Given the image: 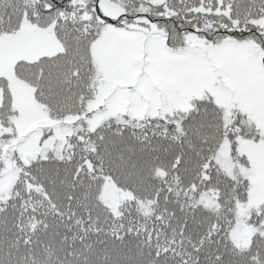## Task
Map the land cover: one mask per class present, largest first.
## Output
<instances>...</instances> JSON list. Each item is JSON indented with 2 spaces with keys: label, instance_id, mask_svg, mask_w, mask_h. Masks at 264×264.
<instances>
[{
  "label": "snow or ice",
  "instance_id": "snow-or-ice-1",
  "mask_svg": "<svg viewBox=\"0 0 264 264\" xmlns=\"http://www.w3.org/2000/svg\"><path fill=\"white\" fill-rule=\"evenodd\" d=\"M0 264H264V0H0Z\"/></svg>",
  "mask_w": 264,
  "mask_h": 264
}]
</instances>
